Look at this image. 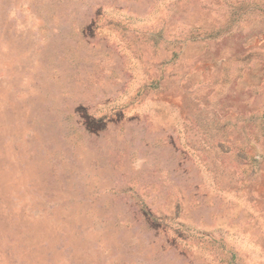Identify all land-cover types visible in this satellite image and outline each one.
Wrapping results in <instances>:
<instances>
[{
  "label": "rangeland",
  "instance_id": "374dc122",
  "mask_svg": "<svg viewBox=\"0 0 264 264\" xmlns=\"http://www.w3.org/2000/svg\"><path fill=\"white\" fill-rule=\"evenodd\" d=\"M0 264H264V0H0Z\"/></svg>",
  "mask_w": 264,
  "mask_h": 264
}]
</instances>
